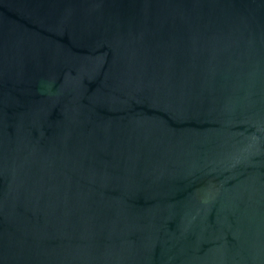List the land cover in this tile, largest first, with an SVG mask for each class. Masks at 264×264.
Returning a JSON list of instances; mask_svg holds the SVG:
<instances>
[{"label": "water", "instance_id": "95a60500", "mask_svg": "<svg viewBox=\"0 0 264 264\" xmlns=\"http://www.w3.org/2000/svg\"><path fill=\"white\" fill-rule=\"evenodd\" d=\"M0 264H264V0H0Z\"/></svg>", "mask_w": 264, "mask_h": 264}]
</instances>
